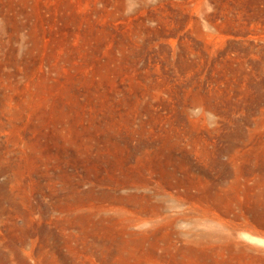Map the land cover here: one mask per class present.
<instances>
[{
	"label": "rangeland",
	"instance_id": "obj_1",
	"mask_svg": "<svg viewBox=\"0 0 264 264\" xmlns=\"http://www.w3.org/2000/svg\"><path fill=\"white\" fill-rule=\"evenodd\" d=\"M264 0H0V264H264Z\"/></svg>",
	"mask_w": 264,
	"mask_h": 264
},
{
	"label": "water",
	"instance_id": "obj_2",
	"mask_svg": "<svg viewBox=\"0 0 264 264\" xmlns=\"http://www.w3.org/2000/svg\"><path fill=\"white\" fill-rule=\"evenodd\" d=\"M234 239L237 243L257 248L264 251V243L259 238L253 235H244L240 232L234 233Z\"/></svg>",
	"mask_w": 264,
	"mask_h": 264
}]
</instances>
